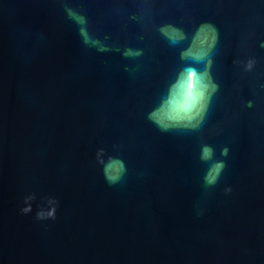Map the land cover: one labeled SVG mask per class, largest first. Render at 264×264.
<instances>
[{
	"label": "water",
	"instance_id": "1",
	"mask_svg": "<svg viewBox=\"0 0 264 264\" xmlns=\"http://www.w3.org/2000/svg\"><path fill=\"white\" fill-rule=\"evenodd\" d=\"M204 23L218 89L198 128L161 131ZM0 264H264V0H0Z\"/></svg>",
	"mask_w": 264,
	"mask_h": 264
},
{
	"label": "clouds",
	"instance_id": "2",
	"mask_svg": "<svg viewBox=\"0 0 264 264\" xmlns=\"http://www.w3.org/2000/svg\"><path fill=\"white\" fill-rule=\"evenodd\" d=\"M81 24H86L83 16H77L70 13ZM168 41L175 45L185 40H189V34L173 25H166L160 29ZM81 32L88 42L86 29L82 28ZM218 39V32L214 25L210 23L201 24L190 36V43L187 48L182 50L181 59L191 60L189 64L180 70L174 81L169 85L165 96L161 98L160 103L149 113L148 118L155 123L161 131H168L175 128H198L204 119L212 95L217 91L218 85L211 76V52L214 49ZM99 43V41H93ZM101 51L106 50L103 46ZM126 55H139V52L132 53L131 50ZM205 65L201 70L195 67V64ZM254 61L248 62L250 69ZM104 149L97 153L100 162L104 164V175L110 183H115L120 179L124 171L123 163L116 158L109 157L107 161L103 160ZM227 149L223 150V155H227ZM214 149L210 145H204L201 150L202 160H213ZM225 163L222 160H215L205 176L208 185L216 183L220 177ZM35 197L28 196L26 200L31 201ZM49 204L53 205L50 209H43L38 213L40 219L55 218L56 201L50 199ZM24 212L30 211V206L23 209Z\"/></svg>",
	"mask_w": 264,
	"mask_h": 264
}]
</instances>
